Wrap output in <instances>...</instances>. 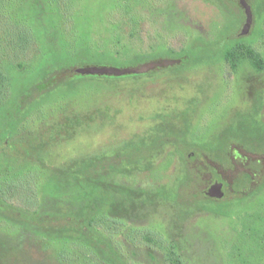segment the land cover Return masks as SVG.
I'll return each mask as SVG.
<instances>
[{"label": "rangeland", "instance_id": "1", "mask_svg": "<svg viewBox=\"0 0 264 264\" xmlns=\"http://www.w3.org/2000/svg\"><path fill=\"white\" fill-rule=\"evenodd\" d=\"M248 2L250 31L213 58L51 89L59 66L177 60L245 17L232 0H0V204L56 214L121 201L123 215L100 204L94 228L121 264H264V0ZM177 132L183 148L164 138ZM121 156L97 176L100 200L73 178ZM214 182L224 195L207 200ZM0 264L112 262L75 234L0 215Z\"/></svg>", "mask_w": 264, "mask_h": 264}, {"label": "trees", "instance_id": "2", "mask_svg": "<svg viewBox=\"0 0 264 264\" xmlns=\"http://www.w3.org/2000/svg\"><path fill=\"white\" fill-rule=\"evenodd\" d=\"M6 25L8 26L9 23L7 22ZM22 33L27 34L26 31L25 33L24 32ZM227 41H228L227 39H224L210 46L202 45V46L194 47L190 50L188 49L187 51H184L182 54L178 55L176 59L180 61L179 62L180 65H186V64L200 62L207 58L208 59L213 58L214 56H217L227 51V46H226V44L228 43ZM226 59H228L227 56H226ZM81 66H84V65L78 64L77 66H66V65L59 66V68L56 69L55 71L53 72L50 71L49 73H45L46 79L44 82L47 83L48 85L51 84L50 85V87H52L51 89H56L59 86L64 85L66 83L69 84V82H72L71 78L74 76L80 77V78L84 77L75 72V70ZM85 66H88V65H85ZM0 77H3V76H0ZM89 77L105 78L106 76H89ZM44 90H45V87L43 86V84H40L38 91L41 92ZM8 121H10V119L6 120V123H8ZM11 122H9L10 123L9 131L12 129L11 126L13 125L11 124ZM184 136L185 135L178 133L173 138L170 136H165L164 138L169 139V141L173 142L174 145H176L177 147L183 148L185 147L186 142L183 141L181 138L184 139ZM3 139H6V138H3ZM151 144L153 145L154 150L159 148V147H156L159 145H155V143H152V142ZM122 157L123 156H121L120 158L115 157L118 162H114V164H112L111 167H108V165L99 166V165H96L94 162H88L85 167L81 166V168H78V171L80 174L73 178L77 179V177H80V180H82V178L84 177L86 179V184L89 186H92V189L89 195H93L94 196L93 199H99L98 197H101L102 195L100 194V179H99L100 177H97V176L100 175L101 172H104L110 169L113 170L116 167L118 168L117 165H119L122 159L123 158L126 159L125 157L123 158ZM138 160L139 158H137L136 160L130 159L129 162H132V161L136 162ZM216 180L219 181L218 178ZM14 188L18 190H22V191L25 190L24 189L25 187L23 186V184L21 185L19 183H16ZM27 189L28 190H25V193H28V196L33 194L31 187L30 188L28 187ZM192 195H194V193H192ZM195 196L199 197V195H195ZM205 199L212 201L214 198H210L206 195ZM115 201L116 200H114L113 202L105 203L107 202V200H101L100 203L92 202L91 204H88L89 206L85 208L84 210L83 209L76 210V211L72 210V211H68L65 213L60 212L56 214L37 212V211L29 213L27 211H23L16 207L14 208V207H11L10 205H6L5 202L1 201L0 215L4 216L5 218L11 219L13 221L21 222L23 224H30L38 228L39 230L55 231L56 234L58 235L65 236V235L75 234L76 236L81 237L88 244L94 246L96 249L102 252L112 262V264H121V262L116 257L115 252L112 250L109 244L105 242L104 239H102L94 231L96 221H98L100 217L98 215V206L100 204L101 206L107 205V209L109 212L123 215L124 211L117 207L118 204L121 203V201L119 202H115ZM215 201L218 202L220 200H215Z\"/></svg>", "mask_w": 264, "mask_h": 264}, {"label": "water", "instance_id": "3", "mask_svg": "<svg viewBox=\"0 0 264 264\" xmlns=\"http://www.w3.org/2000/svg\"><path fill=\"white\" fill-rule=\"evenodd\" d=\"M241 5L245 11L246 20H245V26L243 28V31L241 32V35H244L248 32L251 24H252V12L250 6L247 4L245 0H240ZM179 60H167L163 59L158 62H148L140 65L139 67L134 68H124L119 69L111 66H90V67H82L77 68L75 72L80 75H86V76H114V77H123L126 75H142L146 74L149 71H152L156 68L160 67H169L176 64H179ZM206 195L210 198L215 199H221L224 195L222 191V184L221 183H213L206 191Z\"/></svg>", "mask_w": 264, "mask_h": 264}, {"label": "flooded vegetation", "instance_id": "4", "mask_svg": "<svg viewBox=\"0 0 264 264\" xmlns=\"http://www.w3.org/2000/svg\"><path fill=\"white\" fill-rule=\"evenodd\" d=\"M232 1H234V2H235V3L241 8V11L243 12V15H244L245 20H246L245 11H244V9H243V7H242V5H241L240 0H232ZM245 1H246L247 4L251 7V5L249 4L248 0H245ZM252 20H253V18H252ZM244 26H245V24H244ZM244 26L242 27V29H241L239 32H237V34H235V36H234V35H233V36H228V37L226 38V39L228 40L227 42L229 43L230 41H233V40L235 41L236 38H240V37H242L241 32L243 31ZM251 27H252V24H251V26H250V28H249V31H250ZM226 54H229V53L227 52Z\"/></svg>", "mask_w": 264, "mask_h": 264}]
</instances>
